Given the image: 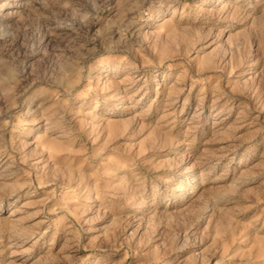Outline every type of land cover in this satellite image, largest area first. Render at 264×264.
<instances>
[{
  "label": "rangeland",
  "instance_id": "1",
  "mask_svg": "<svg viewBox=\"0 0 264 264\" xmlns=\"http://www.w3.org/2000/svg\"><path fill=\"white\" fill-rule=\"evenodd\" d=\"M0 264H264V0H0Z\"/></svg>",
  "mask_w": 264,
  "mask_h": 264
}]
</instances>
